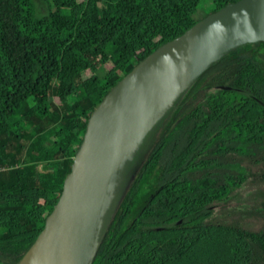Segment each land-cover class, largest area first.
I'll return each instance as SVG.
<instances>
[{"label":"trees","instance_id":"16d2710c","mask_svg":"<svg viewBox=\"0 0 264 264\" xmlns=\"http://www.w3.org/2000/svg\"><path fill=\"white\" fill-rule=\"evenodd\" d=\"M43 1L37 16L32 0H0V264L41 231L107 92L238 0ZM159 120L90 264H264V41L210 63Z\"/></svg>","mask_w":264,"mask_h":264},{"label":"water","instance_id":"95a60500","mask_svg":"<svg viewBox=\"0 0 264 264\" xmlns=\"http://www.w3.org/2000/svg\"><path fill=\"white\" fill-rule=\"evenodd\" d=\"M259 41H264V0H238L139 61L88 117L58 199L17 264H90L112 177L133 138L210 63Z\"/></svg>","mask_w":264,"mask_h":264},{"label":"rangeland","instance_id":"374dc122","mask_svg":"<svg viewBox=\"0 0 264 264\" xmlns=\"http://www.w3.org/2000/svg\"><path fill=\"white\" fill-rule=\"evenodd\" d=\"M35 6V12L37 16L45 15L47 13V4L43 0H32ZM210 8L201 7L197 16L207 13ZM57 25L60 26V22L56 20ZM147 48H151V44H146ZM92 86L90 81L86 82L84 88L89 90ZM161 126L159 117L153 122L149 123L139 134H137L125 153V157L119 163L113 177L111 184V195L110 203L114 204L115 200L119 198L120 189H124L134 175L137 167L141 163L147 151L152 146L153 141L155 140L159 128ZM118 190V191H117ZM108 209V208H107Z\"/></svg>","mask_w":264,"mask_h":264},{"label":"flooded vegetation","instance_id":"af4514ba","mask_svg":"<svg viewBox=\"0 0 264 264\" xmlns=\"http://www.w3.org/2000/svg\"><path fill=\"white\" fill-rule=\"evenodd\" d=\"M127 187V186H126ZM126 187L124 188V189H126ZM124 189H120V191L119 192H121L122 190H124ZM118 191V190H117ZM121 193H119V195H120ZM107 211V210H106Z\"/></svg>","mask_w":264,"mask_h":264},{"label":"built area","instance_id":"2783aa9c","mask_svg":"<svg viewBox=\"0 0 264 264\" xmlns=\"http://www.w3.org/2000/svg\"><path fill=\"white\" fill-rule=\"evenodd\" d=\"M4 169L3 167H0V170Z\"/></svg>","mask_w":264,"mask_h":264}]
</instances>
